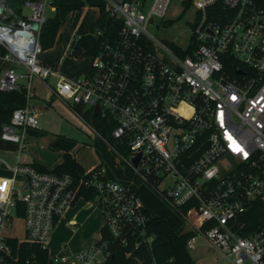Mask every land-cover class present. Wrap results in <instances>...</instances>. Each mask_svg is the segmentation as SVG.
Instances as JSON below:
<instances>
[{
	"label": "built area",
	"instance_id": "1",
	"mask_svg": "<svg viewBox=\"0 0 264 264\" xmlns=\"http://www.w3.org/2000/svg\"><path fill=\"white\" fill-rule=\"evenodd\" d=\"M102 2L112 21L97 28L86 72L69 79L39 59L51 1L25 0L13 9L0 0V91L22 90L26 98L0 129V149L17 152L12 166L0 159V264H158L144 190L184 220L187 250L203 239L223 264H264V6ZM176 24L175 39L150 31ZM34 79L51 96L71 100L90 128L98 161L78 178L19 161L38 130L28 104ZM78 201L98 209V240L49 251L61 221L76 224L65 214Z\"/></svg>",
	"mask_w": 264,
	"mask_h": 264
},
{
	"label": "rangeland",
	"instance_id": "2",
	"mask_svg": "<svg viewBox=\"0 0 264 264\" xmlns=\"http://www.w3.org/2000/svg\"><path fill=\"white\" fill-rule=\"evenodd\" d=\"M14 2L10 0V6L14 9ZM177 5V4H176ZM179 6H176V10ZM89 11L76 12L72 19L66 18L60 26V35L57 42L49 50L43 51L39 56L40 61L47 65H53L60 74L68 77H82L84 70L89 65L90 58L83 54L71 55L65 52L67 36L76 22H81L79 33L72 36L71 49H78L80 53L89 50L95 44L96 29L91 30V18L96 13L95 8ZM23 13L29 14V9H23ZM50 15L49 10L46 11ZM175 12H169L168 16L173 17ZM184 18L176 22L182 23ZM180 24H176L173 28L167 30L150 31L161 38L175 39L180 32ZM182 38H177L179 42ZM56 40V39H55ZM54 78H50L46 84L53 87ZM33 95L30 103L34 106L37 115L38 130L31 133L27 137L26 150H23L19 156L21 163H38L48 170L55 169L56 166L62 164L66 156L72 157L83 169L88 170L98 161L94 150V144L90 128L78 119L72 112V101L61 100L52 96L50 89L37 80H33ZM57 137L66 138L74 141V146L69 150L62 148L52 149L51 143ZM17 152H5L0 149V159L5 160L10 166L15 164V155ZM69 220L76 218L75 225H67L66 221H61L52 235L49 242V251H56L60 245L69 244L76 250L88 246L90 243L98 240L99 228L101 227V218L98 209L92 204H86L78 201L65 214ZM191 259L196 264H223V260L219 254L208 246L205 240L197 239L194 247L188 250Z\"/></svg>",
	"mask_w": 264,
	"mask_h": 264
},
{
	"label": "trees",
	"instance_id": "3",
	"mask_svg": "<svg viewBox=\"0 0 264 264\" xmlns=\"http://www.w3.org/2000/svg\"><path fill=\"white\" fill-rule=\"evenodd\" d=\"M16 8H18L25 0H12ZM37 1V0H34ZM54 11L47 16L45 23L40 31V44L42 51H46L53 47L59 27L64 19L76 11H80L83 7H97L99 16L91 27V30L103 27L109 24L112 20L104 13L102 0H50ZM260 6H264V0H255ZM94 47L83 53L78 49L71 51V55L83 54L88 57L94 53ZM26 105V98L23 91H0V129L1 126L8 123L12 112L15 109L22 108ZM80 110L81 107H75ZM84 116L89 118V114ZM35 134V131L30 132ZM57 148H62L69 151L74 146V141L66 138L57 137ZM1 145V143H0ZM15 148V146H10ZM97 153L109 163L110 157L106 154L103 146L97 145ZM40 171H50L57 174L69 173L78 178L83 169L70 156H66L64 162L55 167L53 170H48L43 166L33 164ZM4 171L0 170V174ZM142 198L145 210L148 214L147 229L155 235L153 242V255L158 264H196L190 257L186 248V243L191 237V233L186 230L184 220L174 211L169 209L153 192L144 190ZM256 212H254L255 214ZM116 259V256L112 261Z\"/></svg>",
	"mask_w": 264,
	"mask_h": 264
},
{
	"label": "crops",
	"instance_id": "4",
	"mask_svg": "<svg viewBox=\"0 0 264 264\" xmlns=\"http://www.w3.org/2000/svg\"><path fill=\"white\" fill-rule=\"evenodd\" d=\"M90 8H95L96 9V13L94 14V16L91 18V20H90V22H91V27H92V25L94 24V22H95V20L98 18V16H99V9L97 8V7H89V6H85V7H83L82 8V10H83V12H85V11H89L88 9H90ZM54 11V8H53V10H49V12L51 13V12H53ZM76 12H78V11H76ZM76 12H74V13H70L66 18H70V19H72V17L74 16V14L76 13ZM48 16V15H47ZM66 18L64 19V20H66ZM64 22V21H63ZM62 22V23H63ZM61 23V24H62ZM61 26V25H60ZM80 29H81V22H76L75 24H74V27L71 29V32H70V34L66 37L67 38V43H66V47H65V52H68L69 54L71 53V51L72 50H70L71 49V42H72V36L74 35V33H79L80 32ZM60 35V27H59V31H58V34H57V36H56V40H55V43L57 42V38H58V36ZM74 37V36H73ZM96 38V37H95ZM96 42V41H95ZM55 43H54V45H55ZM93 47H94V45H93ZM93 47H91L90 49H92ZM51 49V48H50ZM89 49V50H90ZM49 50V49H48ZM42 62V61H41ZM43 63V62H42ZM44 64V63H43ZM47 65V64H46ZM49 66H52V67H54V68H56L55 66H53V65H49ZM89 66V65H88ZM88 66L86 67V69L84 70L85 72H86V70L88 69ZM3 68V66H0V76L2 75V69ZM57 69V68H56ZM84 72V73H85ZM63 75V74H62ZM63 76H65V75H63ZM78 76L79 75H77V76H72V77H68V76H65L66 78H69V79H76V78H78ZM20 85L22 86V85H24V82L23 81H21L20 82ZM22 91V90H21ZM32 98V97H31ZM31 98L29 99V102H28V104H29V106L32 108V109H34L35 110V108H34V106L30 103V100H31ZM51 99H53L52 98V96H51ZM35 113H36V110H35ZM28 164H37V165H40V164H38V163H35V162H33V163H28ZM61 165V164H60ZM60 165H58V166H60ZM40 166H42V165H40ZM44 167V166H43ZM57 167V166H56ZM65 218L66 219H68L67 218V216L65 215Z\"/></svg>",
	"mask_w": 264,
	"mask_h": 264
},
{
	"label": "water",
	"instance_id": "5",
	"mask_svg": "<svg viewBox=\"0 0 264 264\" xmlns=\"http://www.w3.org/2000/svg\"><path fill=\"white\" fill-rule=\"evenodd\" d=\"M31 27H32L33 29H36V28H37V24L34 23V24H32ZM96 115H97V109H95V112H94V116H96ZM57 146H58V141H57V140H55L54 142H52L51 145H50V147H51L52 149H55Z\"/></svg>",
	"mask_w": 264,
	"mask_h": 264
}]
</instances>
